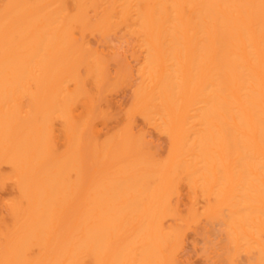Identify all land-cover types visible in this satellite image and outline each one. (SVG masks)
I'll use <instances>...</instances> for the list:
<instances>
[{"label": "bare ground", "instance_id": "1", "mask_svg": "<svg viewBox=\"0 0 264 264\" xmlns=\"http://www.w3.org/2000/svg\"><path fill=\"white\" fill-rule=\"evenodd\" d=\"M120 28L143 55L135 106L100 140L113 76L89 34ZM51 108L65 111V149L45 138ZM137 113L173 127L167 157ZM8 182L0 264H182L203 218L225 224L232 264H264V0H0Z\"/></svg>", "mask_w": 264, "mask_h": 264}, {"label": "rangeland", "instance_id": "2", "mask_svg": "<svg viewBox=\"0 0 264 264\" xmlns=\"http://www.w3.org/2000/svg\"><path fill=\"white\" fill-rule=\"evenodd\" d=\"M89 39L95 46H98L99 50L109 54V67L113 76L111 81L98 93L103 98L104 110L109 115L107 121L98 120L99 138L104 140L123 128L129 113L134 110L135 87L138 78L136 69L143 55H141L135 37L124 28L112 32L105 38L98 32L89 34ZM64 114V109L51 108L49 114L43 118L47 135L45 138H49L51 143L59 144L61 149H65L68 145L62 132ZM135 122L137 129L146 132L148 139L157 149V154L162 158L167 157L171 145L170 131L173 127L161 130L139 113L135 116ZM15 193L16 190L11 182L0 188L2 198L11 197ZM180 203L183 209L187 208L186 191ZM3 211H6V208L0 203V214ZM231 254L232 247L225 224L219 219L203 218L188 230L180 251V260L182 264H232ZM239 264L260 263L255 256L244 253L239 259Z\"/></svg>", "mask_w": 264, "mask_h": 264}]
</instances>
